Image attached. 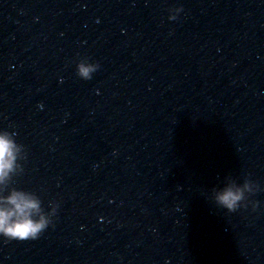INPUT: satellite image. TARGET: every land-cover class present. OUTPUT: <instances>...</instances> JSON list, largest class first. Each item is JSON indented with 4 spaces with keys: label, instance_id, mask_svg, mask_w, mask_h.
Instances as JSON below:
<instances>
[{
    "label": "water",
    "instance_id": "1",
    "mask_svg": "<svg viewBox=\"0 0 264 264\" xmlns=\"http://www.w3.org/2000/svg\"><path fill=\"white\" fill-rule=\"evenodd\" d=\"M0 128L7 187L60 205L0 264H264V0H0ZM225 176L255 211L215 205Z\"/></svg>",
    "mask_w": 264,
    "mask_h": 264
},
{
    "label": "clouds",
    "instance_id": "2",
    "mask_svg": "<svg viewBox=\"0 0 264 264\" xmlns=\"http://www.w3.org/2000/svg\"><path fill=\"white\" fill-rule=\"evenodd\" d=\"M182 11V6L169 7L167 19L176 20ZM99 68L100 64L88 57L75 61V74L84 81L91 80ZM16 135L15 131L0 128V239L22 242L36 240L55 227L60 205L49 200L45 209L34 192L7 187L13 175L24 171L21 161L26 159V153L24 146L16 142ZM253 187V181L247 177L238 183L232 176H225L220 187L210 190L209 198L228 213L248 207L255 211L259 202L251 201L248 195L253 193Z\"/></svg>",
    "mask_w": 264,
    "mask_h": 264
}]
</instances>
